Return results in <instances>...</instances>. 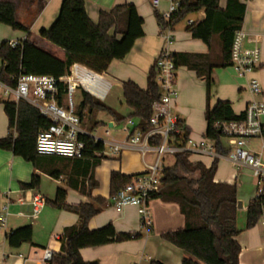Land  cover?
Listing matches in <instances>:
<instances>
[{"label":"crops","instance_id":"crops-1","mask_svg":"<svg viewBox=\"0 0 264 264\" xmlns=\"http://www.w3.org/2000/svg\"><path fill=\"white\" fill-rule=\"evenodd\" d=\"M0 1L14 3L17 21L29 27L31 31L40 32L52 26L59 15L63 0ZM241 1L246 4L245 17L241 26L247 33L245 48L255 46L260 48V65L246 76H239L232 66L214 67L209 98L205 79L199 78L196 71L185 65L178 67L176 82L179 96L175 101L174 110L180 116L184 127L188 128L193 143L201 144L208 141L205 136L207 130L205 113L208 106L213 107L219 101H228L234 112L239 115L246 113L247 106L252 100L264 102V0ZM125 3L135 5L139 11L144 20V35L135 41L125 58L111 62L105 75L111 80L112 88L105 97L97 98L118 114L126 117L132 111L125 104L122 84L130 79L141 88H146L148 73L163 46V40L160 37L161 28L156 14L162 15L168 9V1L162 0L157 9L152 6V0H85V7L89 18L94 23H98L100 11H111L116 5ZM219 6L225 9L227 0H220ZM187 17L185 23L180 21L173 28V52L204 55L207 57L205 63L221 64L223 47L219 36L215 35L208 45L200 39L193 38L188 30L190 20L196 23L204 19V11L189 14ZM25 35L24 31L13 30L0 23V42L18 40ZM74 72H76L75 68ZM253 78L261 81L262 94L256 95L250 91L249 81ZM84 81L93 86L100 84L97 79L90 77H85ZM2 100L4 99L0 97V138L9 134V120ZM81 102L82 94L77 106ZM96 111L98 110H95L92 115H95ZM108 117L110 133L106 136V130L104 131L103 141L123 143L126 134L119 129L121 122H118L110 113ZM261 122L264 124V114L261 116ZM102 123V121H95V125L88 130L83 127L82 122V128L90 136L98 137L93 135L95 132H91ZM12 132L16 136V131L12 130ZM222 142L224 147L229 149L230 146L225 138ZM246 146L251 152L260 156L264 163V136L248 140ZM152 155H148V161ZM189 160L202 162L206 167H210L214 161V155L209 151L196 149L191 152ZM145 170L141 154L128 147L124 148L118 156L102 159L90 166L88 172H86V163L79 159L71 158L64 161L44 156L33 164L12 151L0 149V214L7 202L10 213L6 225L3 228L0 227V264H42L45 249H51L54 253L61 251L60 239L64 229L77 225L79 215L69 210L57 209L52 205L51 201L55 199L59 187L66 188V203L69 205L89 202L92 196L106 200L101 211L90 219V229H99L112 223L117 233L141 234V238L82 248L80 253L87 264H151L155 260L163 264H182L183 251L161 237L164 232L181 229L185 225L184 216L180 213L181 210L177 204L152 198L149 202L152 226L144 229L136 207L129 206L118 212L109 203L113 172L134 176ZM34 174L39 176L38 186L34 189L22 188V184L29 183ZM214 180L235 185L239 195L238 200L242 203L237 213L240 234L236 239L241 245L239 264H264V222L262 220L264 214L255 227L246 229L248 205L257 197L258 182L253 170L246 165H235L228 154L222 155L219 157ZM69 182L70 185H68ZM91 184L94 187H90ZM35 195L42 196L44 203L40 213L33 217L29 201ZM25 225L32 226V242L23 243L19 247L10 246L7 242V233Z\"/></svg>","mask_w":264,"mask_h":264},{"label":"trees","instance_id":"trees-1","mask_svg":"<svg viewBox=\"0 0 264 264\" xmlns=\"http://www.w3.org/2000/svg\"><path fill=\"white\" fill-rule=\"evenodd\" d=\"M220 0H182L180 13L170 21L156 14L159 25L175 27L189 14L204 11L203 20L189 25L192 37L210 45L218 35L222 45V62L215 65L205 63L204 55L174 54L177 66L185 65L196 71L201 79H205L210 96L212 71L214 67L232 65L231 47L235 33L244 21L246 4L241 0H227L225 9L219 6ZM133 4H119L111 11H100L98 23L88 16L85 0H63L58 17L49 29L40 32L31 31L29 27L16 19V6L12 2L0 1V23L13 30L24 31L27 41L23 46L11 47L8 40L0 42V81L12 86L16 78L24 70L35 75H49L62 78L69 73L74 63H80L103 73L113 60H120L133 48L135 41L144 35V20ZM206 64V65H205ZM208 64V65H207ZM158 70L153 64L147 76V86L141 88L132 80L124 81L122 93L125 104L131 109L129 116H122L104 101L82 90V102L78 105L77 114L83 124L86 116L95 110L109 112L118 122L133 118L141 129L150 128L153 104L160 99L161 90L157 82ZM62 88V85H61ZM61 99L64 93L61 92ZM9 120V134L0 138V149L12 151L15 155L36 164L40 155L36 150L39 132L51 124L43 117L35 106L21 101H1ZM246 113L237 115L228 101H219L215 106H208L205 113L207 122L206 138L215 142V150L219 155H227L229 149L223 145L224 134L216 124L242 121ZM183 127V134L177 136V143L188 145L190 132ZM12 130L16 131V136ZM264 135V133H263ZM79 139L86 145L84 159L86 172L90 166L102 159L95 153L102 151L104 141L94 142L89 134H81ZM157 138L154 143L159 142ZM189 152L175 155L173 165L166 166L162 178V187L152 198L165 203L178 205L184 216L185 225L181 229L164 232L161 237L180 248L184 257L182 264H239L241 245L237 241L240 230L237 226L238 196L237 187L227 183L215 182L219 157H215L212 165L206 167L202 162L189 160ZM61 160L71 158L48 156ZM132 176L120 172L111 174V194L131 181ZM39 184V176L33 175L29 183L22 184L24 189H34ZM70 185V182L68 183ZM90 187H94L92 184ZM77 188V187H76ZM67 190L59 187L56 197L51 201L57 209H65L79 215L77 225L67 227L61 236V251L54 253L49 264H87L80 250L85 247L101 246L112 242H123L141 238L138 233H117L114 224L109 223L99 229H90V219L103 208L106 200L91 197L89 202L79 205L66 203ZM264 192L252 199L247 208L246 229L257 225L264 212ZM33 229L25 225L7 233V242L12 247L23 243H31ZM151 264H163L159 260Z\"/></svg>","mask_w":264,"mask_h":264},{"label":"built area","instance_id":"built-area-1","mask_svg":"<svg viewBox=\"0 0 264 264\" xmlns=\"http://www.w3.org/2000/svg\"><path fill=\"white\" fill-rule=\"evenodd\" d=\"M162 0H152V6L159 8ZM168 9L162 13L166 21H170L176 14L180 13L182 0H167ZM194 24L193 20L189 25ZM160 37L163 46L157 53L154 64L157 67V82L161 90L160 99L154 102L153 112L150 118V128L143 130L138 126L133 118H127L121 122V130L126 134L123 143L104 141L102 151L96 152L97 156L113 158L118 156L124 148L137 150L145 163L146 170L134 175L131 181L124 187L118 189L109 197V203L116 211L121 212L126 207L137 208L141 226L149 229L152 226L151 209L149 202L162 187V178L166 168L165 158L169 155H176L180 152H193L194 150L209 151L215 157L217 154L215 142L209 140L203 143H193L188 139L187 144L182 146L177 143V136L183 134L181 118L174 110V104L179 96L177 88L178 66L175 62L174 52V31L172 26L159 25ZM247 33L243 28L237 30L234 35L231 47L232 67L239 76H246L260 65L261 51L257 46L245 48ZM27 41V34L18 40H9L11 47L23 46ZM74 68L76 72H74ZM85 77L97 79L99 85L93 86L85 82ZM258 79L249 81V88L253 94L263 93V88ZM62 85V88H61ZM112 88V82L107 78L105 72H97L86 65L74 63L69 73L62 78H55L49 75H35L21 73L16 78V85L12 86L0 81V97L15 103L27 102L38 109L40 114L51 124L48 128L41 130L36 140V150L40 155L61 156L72 159H84L86 153L85 143L79 139L81 134H86L82 128V121L77 114V104L74 95L77 90H86L92 96L105 97ZM61 92L64 93L61 99ZM264 114V102L252 100L246 109V116L242 121H232L216 124L221 129L224 138L229 144V158L237 166H249L258 182L257 198L264 192V163L260 156L251 152L246 144L248 140L260 138L264 133V124L261 116ZM110 129L105 131L109 135ZM94 142L102 139L91 136ZM159 138L158 143L154 141ZM103 141V140H102ZM152 155L149 161L147 157ZM32 206V216H37L43 206L44 199L40 195H35L29 201ZM8 202L2 208L0 214V227H4L9 216ZM264 222V216H263ZM54 256L51 249H45L42 257V264H49Z\"/></svg>","mask_w":264,"mask_h":264},{"label":"rangeland","instance_id":"rangeland-1","mask_svg":"<svg viewBox=\"0 0 264 264\" xmlns=\"http://www.w3.org/2000/svg\"><path fill=\"white\" fill-rule=\"evenodd\" d=\"M188 17L184 18V20H182L181 23H185L187 21ZM1 67H2V63L0 62V70H1ZM1 73V72H0ZM78 92L75 93L74 95V99H75V102L76 104H78L81 100V93H80V90H77ZM109 115V112L107 111H103V110H98L96 111L95 115H88L86 116V119H85V123L83 124V127L84 128H87L88 130L91 129L93 127L94 122L95 121H102L103 123L101 124L100 127H98L96 130L92 131L91 133L95 132L93 135L95 136H98L99 138H102V140L105 138V135H104V131L107 130V129H110L109 125H108V115ZM123 125H120L119 126V129H121ZM113 130V129H111ZM124 133V132H123ZM152 159V157H151ZM165 165L166 166H171L173 165L174 161L175 160V156L174 155H169L165 158Z\"/></svg>","mask_w":264,"mask_h":264},{"label":"water","instance_id":"water-1","mask_svg":"<svg viewBox=\"0 0 264 264\" xmlns=\"http://www.w3.org/2000/svg\"><path fill=\"white\" fill-rule=\"evenodd\" d=\"M242 207V203L241 202H239L238 203V208H241ZM91 264V263H90Z\"/></svg>","mask_w":264,"mask_h":264}]
</instances>
